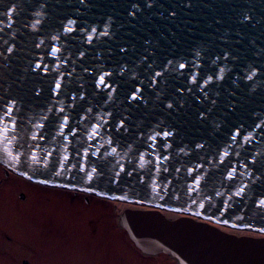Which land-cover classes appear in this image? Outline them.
Here are the masks:
<instances>
[{
	"label": "water",
	"instance_id": "1",
	"mask_svg": "<svg viewBox=\"0 0 264 264\" xmlns=\"http://www.w3.org/2000/svg\"><path fill=\"white\" fill-rule=\"evenodd\" d=\"M145 3L0 0V52L4 53L0 55V108L15 99L20 117L12 143L0 136V165L6 173L35 184L139 207L123 210L117 222L145 255L164 254L174 264H264V232L259 231L264 229V207L257 206L264 199V128L253 131L256 123L264 126V0H156L151 8ZM132 4L140 6L135 16L129 14L134 11ZM13 5L15 11L10 17L5 15ZM171 10H175L174 17L168 15ZM245 14L251 16V22L243 20ZM68 19L76 24L72 26L75 31L66 34L62 26ZM37 20L40 23L33 29ZM106 25L111 38L99 35ZM93 27L95 34L91 33ZM89 34L91 45L87 43ZM53 36L60 38L53 40ZM40 41L44 43L35 47ZM10 44L15 45L11 55L5 51ZM121 46L127 49L124 57L119 54ZM52 47L61 49L55 57L50 54ZM225 50L235 59L218 62L226 67L224 79L214 76L204 85L208 75L219 74L211 61ZM80 51L85 52L84 57L79 56ZM141 55L149 57L144 64L139 62ZM167 59L187 61L186 68L199 73L200 85L217 103L204 100L195 84L176 74L162 81L160 88L148 85L144 70L148 63L156 67ZM34 62L42 64L35 72L30 67ZM192 63L199 68H193ZM118 64H126L129 73L121 77ZM252 67L257 75L249 81L245 76ZM101 71L114 73L111 79L106 78L108 83L117 82L118 92L111 100L108 89L94 84ZM132 71L137 81H143L135 87L141 89L147 105L126 99L133 86ZM61 73L64 90L58 97L52 96L48 85L61 79ZM81 84L86 99L73 102L68 94ZM38 87L42 89L39 97L34 95ZM173 101L180 106L167 109ZM49 107H64L60 116H69V127L61 128L57 113L49 112ZM89 107L91 113L86 111ZM208 108L212 111L205 113L207 119H199L197 113ZM129 115V131L117 133L112 125ZM97 125H102L98 136L93 132ZM241 125L238 142L225 148L231 133ZM163 129L173 131V136L167 140L158 136L155 142L147 139ZM249 132L254 139L246 143L243 136ZM33 136H37L35 141ZM152 143L155 147L150 148ZM165 143L171 147H164ZM197 143H203L204 148L197 149ZM225 151L230 153L228 157H224ZM121 165L133 174L122 172L113 183ZM93 167L97 173L92 172ZM189 169L194 170L192 175ZM194 178L200 179L198 185ZM242 187L243 194L235 196ZM89 188L93 191L86 190ZM218 226L259 236H238Z\"/></svg>",
	"mask_w": 264,
	"mask_h": 264
},
{
	"label": "rangeland",
	"instance_id": "2",
	"mask_svg": "<svg viewBox=\"0 0 264 264\" xmlns=\"http://www.w3.org/2000/svg\"><path fill=\"white\" fill-rule=\"evenodd\" d=\"M133 206L40 186L0 166V264H174L164 255L145 259L118 226Z\"/></svg>",
	"mask_w": 264,
	"mask_h": 264
},
{
	"label": "snow or ice",
	"instance_id": "3",
	"mask_svg": "<svg viewBox=\"0 0 264 264\" xmlns=\"http://www.w3.org/2000/svg\"><path fill=\"white\" fill-rule=\"evenodd\" d=\"M81 3H83V0H81ZM156 4V0H146L145 6L148 8L153 7V5ZM132 9L134 11H132L131 13H129L130 15L135 16L139 10H140V6L137 4H132L131 5ZM15 11V6L13 5L12 8H10V10L5 13V15L7 16H11L12 12ZM37 16L41 15L40 13H36ZM168 15L171 17H174L176 15L175 10H171L168 12ZM251 16L248 14H245L243 16V20L247 21V22H251ZM40 21L37 20L35 23L32 24V28L35 29L37 24H39ZM76 24L75 20L72 19H68L67 20V24L63 25L62 27L64 28V31L66 34L68 33H72L75 31V28H73L72 26ZM27 27V25H26ZM81 32L86 31L83 28H80ZM91 33L95 34L97 33V29L95 27H93L91 29ZM99 35L104 36V37H108L111 38L112 33H110V31L108 30V26H105L104 31L100 32ZM60 37L59 36H53L52 39L53 40H58ZM93 42V37L91 34L88 35V39H87V43L89 45H91ZM5 43L7 44L8 42L5 41ZM43 41H40L39 44H36L35 47L39 48L40 44H43ZM146 43H148L146 41ZM15 50V45L14 44H10L5 51L11 55L14 53ZM61 49L58 47H52L51 49V55L52 56H57V53L60 52ZM147 51V50H145ZM4 53L0 52V55H3ZM119 54L121 55V57H124L127 55V49L126 47H119ZM79 56L80 57H84L85 56V52L84 51H80L79 52ZM196 56L199 57L200 56V52H196ZM148 56H144L141 55L139 58V62L141 64H144L145 61L148 60ZM230 59H235V57H233L231 55L230 52H228L227 50L222 51L218 54L215 55L214 59H212V64L217 65L218 69H219V74L217 73H213L212 75H208L206 79L203 80V84L204 85H209L212 81L213 78L215 76V78L217 80H223L224 79V73L226 72V67H220L218 62H224L227 63ZM188 62H180L178 60H173V59H167L165 63H163L162 65H156V67L153 66V63H148L147 68H145L144 70L148 73L147 75V80H148V85L154 87V88H160L161 87V82L166 80L167 77L171 74H176L180 77H183L186 81L193 83L197 86V88H199L200 93L203 95L204 100L208 101L209 103H211L212 105H215L217 103L216 100L214 99H210L209 95H208V91L200 85L199 83V73L198 72H194L189 70L188 68H186V64ZM31 70L33 72H35L37 69H41L42 64L41 62H34L32 65H30ZM192 67L193 68H199V64L196 63H192ZM157 68H159L160 70L158 71ZM117 70L120 74L121 77H123L124 75L129 73V68L126 64H118L117 65ZM44 71L47 72V66H44ZM85 72H88V68H84ZM186 72L188 73L186 75ZM69 76H71V73L68 74ZM114 73L112 71H101L100 73H98L99 79H98V83L95 81V77H94V84L95 86H103L104 89H108V100L112 99V94L113 93H117L118 92V87H117V82L116 80H112V83H108L107 79H111L113 77ZM257 75V69L255 67H252L248 70L245 79L251 81L254 79V77H256ZM131 77H132V88L129 90V92L126 94V99L131 100V101H138V102H142L144 105H147L149 103V101L147 99L144 98L143 92L141 91V89H138L135 87L136 83H143V81H137L135 79L136 77V72L132 71L131 72ZM107 78V79H106ZM159 78V79H158ZM62 79H63V74L61 73V79H54L52 82L49 83L48 85V89H49V93L52 96H59L63 90H64V84L62 83ZM183 88V86H181V89H177V92L181 91ZM189 92L192 91L191 88L188 89ZM42 89L41 88H36L34 90V95L39 97L41 95ZM70 96V99L75 102L77 99L83 101L86 99V94L84 91V86L83 84L79 85V87L70 92L68 94ZM157 98H159V93H157ZM165 99H169V97H165ZM105 103H107V101H105ZM179 107V103L176 101H173L171 103H168L166 105L167 109L171 110L173 108V106ZM74 103L72 105H69V107H73ZM49 112H53L55 111L58 115V118L61 121L60 127L61 128H65V127H69V116L68 115H62L60 116V114L65 112L64 107H60V108H53V107H49L48 108ZM87 112L91 113L92 112V108L89 107L87 110ZM212 111L211 108L208 109H202L200 112L197 113V117L201 120L207 119L206 116V112L210 113ZM0 112H2V114H0V136L3 137V140L7 143H12V140L15 139V133L18 131V129L20 128V117L17 114L19 112V108H18V101L15 99H9L6 104L3 106V108H0ZM109 116L112 115V113H108ZM45 120L48 119L47 116L44 117ZM103 119V118H102ZM130 120V115L129 116H122L118 121L114 122V124L112 125V127L114 128V130L119 133L121 131H123L124 133H127L129 131V124L126 123ZM107 123V121L105 122ZM40 128L44 127V124L41 123L39 125ZM102 127V125H97L96 129L93 130L94 134L96 136L99 135V128ZM215 127L217 129L220 128V124L216 123ZM243 126L241 125L240 127H236L235 131L231 133V135L229 136V140L230 143H226L225 144V148L227 149H231L233 144H236L238 142V137H240L241 135V128ZM264 128V126H262L261 123H256L255 127L253 129V131H255L256 129H261ZM173 131L168 130V129H163L161 131H157L154 132L152 135L148 136L147 139L150 141L155 142L156 138L158 136H162L163 138H165V140H167V138L173 136ZM73 135H75V133H73ZM90 139L93 138L92 136L89 137ZM33 141H35L37 139V136H33L31 138ZM39 139H44L43 135L41 134L39 136ZM254 139V136L252 135L251 132H249L247 135L243 136V140L244 142L248 143L251 142ZM113 143V141L111 139L108 140V144L111 145ZM150 148L155 147V143L149 144L148 145ZM20 147H23V145L21 144ZM164 147H171V144L169 143H165ZM195 147L197 149H203L204 148V144L203 143H197L195 145ZM5 151H7V149H5ZM113 152L116 151L115 148L112 149ZM181 152L184 151L183 148L180 149ZM187 154V153H185ZM229 152L225 151L223 153L224 157H228L229 156ZM9 156H12L11 152H8ZM49 155H51V153H49ZM236 155L238 156L239 153H236ZM33 159H35V157H33ZM140 159L142 161V163L140 164V167L143 168L144 167V156L141 155ZM160 157H157V160H159ZM164 159H167V157H164ZM253 163H255V158H253ZM221 163H223V159H221ZM248 165L245 164V167H247ZM201 167V166H198ZM165 171H167V169H164ZM126 170L124 169L123 165L120 166V171L115 173V178H113L112 182L115 183L117 182V180L120 178L121 173L125 172ZM177 171H179V169H177ZM193 169H189L188 170V174L192 175L193 174ZM92 172L93 173H97L98 169L96 167L92 168ZM235 172V169L232 170V172H230L228 174V178L231 179L233 178V174ZM133 172L132 171H126V175L127 176H132ZM93 179V176L91 174L88 175V180L89 182H91ZM41 183H48V181H41ZM194 183L195 184H199L200 183V179L199 178H194ZM64 187H67V185H64ZM87 191H93V189L89 188L86 189ZM195 190V189H193ZM244 192V188H240L237 192L234 193L235 196H241ZM217 195H219V193H217ZM231 198V197H230ZM258 207H264V199H261L259 201V204L257 205ZM201 207H203V205H201ZM225 211H227V208H225ZM224 223H227V221H224ZM259 231L264 232V229H260Z\"/></svg>",
	"mask_w": 264,
	"mask_h": 264
},
{
	"label": "flooded vegetation",
	"instance_id": "4",
	"mask_svg": "<svg viewBox=\"0 0 264 264\" xmlns=\"http://www.w3.org/2000/svg\"><path fill=\"white\" fill-rule=\"evenodd\" d=\"M38 185V184H37ZM40 186H42V185H40ZM45 187V186H44ZM67 194H70V192L71 193H73V194H78V193H80V194H85V195H87V196H91V197H95V198H99V197H97V196H94V195H91V194H86V193H82V192H76V191H71V190H64ZM102 199V198H101ZM103 200H106V199H103ZM107 201H109V200H107ZM110 202V201H109ZM138 251V250H137ZM139 252V251H138ZM143 255V254H142ZM145 256V259H150V258H158V256L159 255H157V256H147V255H144Z\"/></svg>",
	"mask_w": 264,
	"mask_h": 264
}]
</instances>
